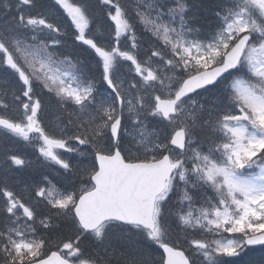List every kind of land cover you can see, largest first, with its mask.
<instances>
[{"label":"snow or ice","instance_id":"6c2138e0","mask_svg":"<svg viewBox=\"0 0 264 264\" xmlns=\"http://www.w3.org/2000/svg\"><path fill=\"white\" fill-rule=\"evenodd\" d=\"M256 247L264 0H0V264Z\"/></svg>","mask_w":264,"mask_h":264},{"label":"trees","instance_id":"16d2710c","mask_svg":"<svg viewBox=\"0 0 264 264\" xmlns=\"http://www.w3.org/2000/svg\"><path fill=\"white\" fill-rule=\"evenodd\" d=\"M200 2V0H190V3L196 5ZM198 15L200 14V10L195 8L193 9ZM243 264H264V251L262 253H257L255 256L244 260Z\"/></svg>","mask_w":264,"mask_h":264}]
</instances>
